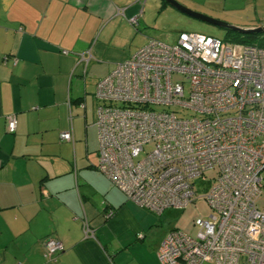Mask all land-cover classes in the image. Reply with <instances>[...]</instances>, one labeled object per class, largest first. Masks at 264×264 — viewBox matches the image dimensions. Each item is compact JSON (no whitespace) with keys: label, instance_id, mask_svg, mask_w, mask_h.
<instances>
[{"label":"crops","instance_id":"0c3cea01","mask_svg":"<svg viewBox=\"0 0 264 264\" xmlns=\"http://www.w3.org/2000/svg\"><path fill=\"white\" fill-rule=\"evenodd\" d=\"M174 1L228 21L219 9L243 0ZM173 12L163 0H0V264H158L177 210L155 215L98 172L94 90L116 64L159 40L158 22ZM65 132L72 142L59 139ZM85 221L93 238L84 236ZM48 238L64 248L51 261L43 258Z\"/></svg>","mask_w":264,"mask_h":264},{"label":"built area","instance_id":"2783aa9c","mask_svg":"<svg viewBox=\"0 0 264 264\" xmlns=\"http://www.w3.org/2000/svg\"><path fill=\"white\" fill-rule=\"evenodd\" d=\"M94 99L96 169L128 200L161 215L195 201V181L205 190L210 214L194 221V236L171 229L158 264H264V209L255 205L264 189V49L194 32L170 46L149 40L97 81ZM15 129L7 117V133ZM214 168L210 187L204 174ZM82 230L94 237L86 221ZM63 250L48 238L43 258Z\"/></svg>","mask_w":264,"mask_h":264},{"label":"rangeland","instance_id":"374dc122","mask_svg":"<svg viewBox=\"0 0 264 264\" xmlns=\"http://www.w3.org/2000/svg\"><path fill=\"white\" fill-rule=\"evenodd\" d=\"M243 1H241V3H237L234 6H230L229 9L226 10V14L224 12V9H222L223 7L219 9L218 13H221L219 16H227L225 18H227L228 21H223L221 19H217L216 17L204 15L197 12L195 13L200 14L210 20L217 21L236 28H239L235 25L236 23H244L254 20L255 18L260 19L264 17V0H257L258 8L256 10V13L254 6L251 5V3H253L251 2V0H247L246 3H244ZM173 11H175L173 12L175 14H165V16L163 18H160L158 22L160 28L159 31L163 34V36L157 41H160L165 45L170 46L174 44L177 40L178 35L182 32H194L222 40L225 38L226 32H231L206 21L193 18L185 13L177 11L174 8ZM217 174L218 173L216 168L204 174L205 179L208 182H205L207 186L209 185L210 187H213L215 185V178H217ZM262 175L264 178V173ZM196 183L197 181H195L194 183L196 188L195 201H193L187 207V209L180 212L175 211L174 215L168 216V218L171 220L170 225L172 226V228L178 229L188 236H194L196 233L194 221L198 218H206L210 214V209L203 199L205 190H203L202 188L197 190ZM255 205L260 210L264 209V189L262 194L256 200Z\"/></svg>","mask_w":264,"mask_h":264},{"label":"water","instance_id":"95a60500","mask_svg":"<svg viewBox=\"0 0 264 264\" xmlns=\"http://www.w3.org/2000/svg\"><path fill=\"white\" fill-rule=\"evenodd\" d=\"M165 3H167L169 6L173 7L174 9H176L177 11H180L182 13H185L193 18L199 19V20H203L206 21L208 23H211L213 25H216L218 27L224 28L228 31H231L233 33H238L241 35H245V34H262L264 33V27H258V28H253V29H243V28H236V27H232V26H228L226 24L217 22V21H213L210 20L200 14H197L183 6H181L180 4H178L176 1L174 0H163Z\"/></svg>","mask_w":264,"mask_h":264},{"label":"trees","instance_id":"16d2710c","mask_svg":"<svg viewBox=\"0 0 264 264\" xmlns=\"http://www.w3.org/2000/svg\"><path fill=\"white\" fill-rule=\"evenodd\" d=\"M223 40L225 42L242 43L264 49V33L241 35L238 33L226 32Z\"/></svg>","mask_w":264,"mask_h":264}]
</instances>
